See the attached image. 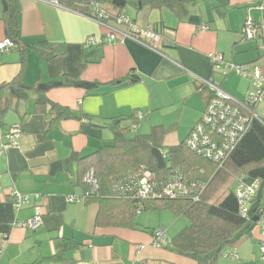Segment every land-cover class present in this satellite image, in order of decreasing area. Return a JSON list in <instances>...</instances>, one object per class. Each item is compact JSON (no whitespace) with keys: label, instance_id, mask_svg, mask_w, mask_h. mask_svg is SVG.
Segmentation results:
<instances>
[{"label":"crops","instance_id":"crops-1","mask_svg":"<svg viewBox=\"0 0 264 264\" xmlns=\"http://www.w3.org/2000/svg\"><path fill=\"white\" fill-rule=\"evenodd\" d=\"M14 1L17 42L20 49L26 48V61L21 70V50L0 52V85L18 77L32 87L64 75H79L99 86L90 92L68 87L43 94L44 100L68 110L70 117L58 114L44 100L39 102L41 95L35 90L24 101L0 90L7 105L0 117V264H198L169 245L151 246L155 230L163 229L166 235L168 228L173 230L167 237L171 242L187 226L179 230L169 211L137 213L135 229L96 227L98 204L82 200L85 188L72 156H87L110 140L112 132L106 127L114 120H122V126L135 124L137 134L142 128L150 133L160 127L163 136L168 128H182L179 144L162 146L180 145L212 96L203 80L242 100L251 90L249 80L234 72L223 73L224 68L215 71L210 56L220 55L234 65L255 64L264 74V38L245 40L242 36L247 20L264 27V0H185L176 11L133 0L121 12L109 9L112 15H122L141 29L150 28L168 42L147 41L151 48L132 39L102 42L103 27L58 2ZM120 30L128 29L124 25ZM89 37L97 44L86 45ZM5 39L0 1V42ZM43 43L55 55L50 61L31 49ZM134 74L139 77L136 83L125 81ZM137 112L142 114L139 119ZM254 113L264 124V93ZM13 124L20 126L21 137L15 147H2L1 135ZM106 132L110 138H103ZM13 188L30 197L18 211L9 198ZM263 196L264 190L251 203V210L264 205ZM71 197L80 201L70 203ZM36 211L42 215V225L36 230L17 226ZM263 227L264 212L250 236L227 247L217 264H264L260 251ZM230 252H235L234 259L225 257Z\"/></svg>","mask_w":264,"mask_h":264},{"label":"trees","instance_id":"trees-1","mask_svg":"<svg viewBox=\"0 0 264 264\" xmlns=\"http://www.w3.org/2000/svg\"><path fill=\"white\" fill-rule=\"evenodd\" d=\"M4 9L7 38L15 44V49L21 50V70L25 66V49H20L17 38L19 26L17 22V7L14 0H0ZM55 1L63 7L77 11L85 16L92 15V5L97 4L107 12L109 9L123 11L133 0H46ZM142 6L150 8L166 7L178 10L185 0H137ZM112 15V14H111ZM118 15H112L114 21ZM258 36L254 40H260ZM244 39V38H243ZM38 56L52 60L55 55L46 43L31 47ZM85 63L80 66V71ZM139 80L137 75L127 77L129 84ZM99 84L80 79V76H62L59 80L26 86L18 77L8 84L0 85L6 89L11 98L24 101L30 90L37 91L44 100L43 94L55 88L74 87L86 92L98 89ZM58 114H69L68 110L57 104L44 100ZM7 111L6 102L0 98V117ZM70 117V116H68ZM122 120H114L107 126L112 132V138L104 140L103 144L87 156L73 155L76 161L85 193L82 200L96 202L99 210L95 219L98 228L135 229L136 214L142 211H169L175 216H185L188 225L171 240V246L178 254L194 260L198 264H217L227 247H233L246 237L264 212V205L251 210L249 220L239 214V205L234 193V184L240 176L262 181L264 190V124L254 119L247 133L230 154L226 163L217 165L187 149L184 142L180 145L163 150L161 144L162 129L152 128L148 134L128 136L133 126H122ZM97 127V126H95ZM99 127V126H98ZM1 135V145L3 137ZM94 171L97 188L82 181L88 170ZM148 172L156 194H162L164 187L173 181L202 183L205 189L201 193L180 196L170 199L166 196L140 199L137 196L138 182L142 175ZM264 197V196H263ZM253 202V201H252ZM154 233V232H153ZM226 255V254H225ZM228 255V254H227Z\"/></svg>","mask_w":264,"mask_h":264},{"label":"built area","instance_id":"built-area-1","mask_svg":"<svg viewBox=\"0 0 264 264\" xmlns=\"http://www.w3.org/2000/svg\"><path fill=\"white\" fill-rule=\"evenodd\" d=\"M91 8L92 15L86 17L105 29L106 33L104 37H102V42H112L117 39L120 41L132 39L144 46H148L147 44L150 45L151 43L168 45V42L166 43L163 41L162 37L154 33L150 28L141 29L122 15H118L117 18L112 21V15L97 4H93ZM124 25L127 27V31L130 32L120 30V27ZM203 29L205 28L203 27ZM242 36L245 40H254L258 36L264 37V27L261 25L257 26L253 21L247 20L242 29ZM85 44L93 46L97 43L92 37H89ZM13 49H15V44L11 40L5 39L0 42L1 53ZM262 50L264 57V45ZM210 62L215 71L224 68L226 71L234 72L249 80L252 87L242 100H238L214 85L211 81H202L211 88L212 96L206 104L201 118L190 130L184 144L192 153L215 163L218 168H221L249 130L252 121L258 119L254 113V107L264 93V74L261 68L255 64L234 65L224 61L220 55H211ZM136 116V119H139L142 114L137 112ZM20 137V126L18 124H13L3 137L2 147H15ZM83 182L88 184L92 191L97 188V182L92 169L85 172ZM261 187L262 181L260 179H250L246 176H240L236 179L234 193L239 205V214L243 219L249 220L251 203L260 192ZM204 189L205 185L199 182L188 183L173 181L164 187L163 193L159 195L154 191L151 183V175L145 172L139 179L137 196L140 199L156 198L160 196L176 199L180 196L201 193ZM9 198L17 211L30 202V197L28 195H24L14 188L10 190ZM68 201L73 203L79 202L80 199L71 197ZM41 225L42 215L39 211H36L32 218L17 223L18 227H25L31 231L36 230ZM261 233L264 237V227ZM167 245L168 240L164 230H155L152 235L151 246L155 249H161L165 248ZM260 251L262 253V260L264 261V242L260 243ZM225 257L234 259L236 254L235 252H230L228 255H225Z\"/></svg>","mask_w":264,"mask_h":264},{"label":"rangeland","instance_id":"rangeland-1","mask_svg":"<svg viewBox=\"0 0 264 264\" xmlns=\"http://www.w3.org/2000/svg\"><path fill=\"white\" fill-rule=\"evenodd\" d=\"M226 72H229V71H224L223 73H226ZM252 89V87H251ZM127 124L123 125V126H126ZM136 133V130L135 128H131V133L128 135V136H133L135 135ZM139 134H144V133H148V130H146V132L142 129L139 130L138 132ZM184 134V131L182 130V128H175V129H172V128H168L166 129V131H164L163 133V136H162V140H161V144L163 146H170V145H174V144H179L180 143V140H181V137L183 136ZM111 137V133L110 132H106L105 136L103 138L107 139V138H110ZM163 150L166 152V148H163ZM235 188V184H234V187ZM162 212H165V211H162ZM162 212H153V211H143V214H155V215H158ZM171 213V212H170ZM172 214V213H171ZM172 216L174 217V224L176 227H179V230H181L185 225H188V219L185 217V216H175L172 214ZM182 223V224H181ZM184 223V224H183ZM174 227V226H173ZM172 229H175L176 227H174ZM177 229V228H176ZM169 231V235L167 234L166 237H170L171 236V233L173 230H169V228L167 229ZM167 231V232H168ZM179 233V232H178ZM168 245L170 246V249H172L173 247L171 246V243H170V239H168Z\"/></svg>","mask_w":264,"mask_h":264},{"label":"water","instance_id":"water-1","mask_svg":"<svg viewBox=\"0 0 264 264\" xmlns=\"http://www.w3.org/2000/svg\"><path fill=\"white\" fill-rule=\"evenodd\" d=\"M253 222H257V219H256V218H254V219H253Z\"/></svg>","mask_w":264,"mask_h":264}]
</instances>
